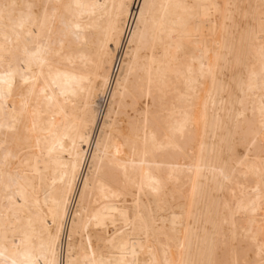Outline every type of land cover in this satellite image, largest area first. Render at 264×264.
Listing matches in <instances>:
<instances>
[{
    "label": "bare ground",
    "instance_id": "6f19581e",
    "mask_svg": "<svg viewBox=\"0 0 264 264\" xmlns=\"http://www.w3.org/2000/svg\"><path fill=\"white\" fill-rule=\"evenodd\" d=\"M0 264H264V0H0Z\"/></svg>",
    "mask_w": 264,
    "mask_h": 264
},
{
    "label": "built area",
    "instance_id": "2783aa9c",
    "mask_svg": "<svg viewBox=\"0 0 264 264\" xmlns=\"http://www.w3.org/2000/svg\"><path fill=\"white\" fill-rule=\"evenodd\" d=\"M109 86L110 85H108L105 93L102 96L99 97V101H98L99 114H101L103 109H104V104H105V101H106V97H107V92H108Z\"/></svg>",
    "mask_w": 264,
    "mask_h": 264
},
{
    "label": "rangeland",
    "instance_id": "374dc122",
    "mask_svg": "<svg viewBox=\"0 0 264 264\" xmlns=\"http://www.w3.org/2000/svg\"><path fill=\"white\" fill-rule=\"evenodd\" d=\"M60 67V66H59ZM98 101H99V99L97 100V105H98Z\"/></svg>",
    "mask_w": 264,
    "mask_h": 264
}]
</instances>
